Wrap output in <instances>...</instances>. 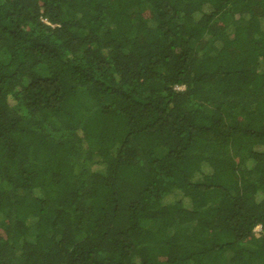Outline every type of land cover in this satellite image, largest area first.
<instances>
[{"label": "trees", "instance_id": "obj_1", "mask_svg": "<svg viewBox=\"0 0 264 264\" xmlns=\"http://www.w3.org/2000/svg\"><path fill=\"white\" fill-rule=\"evenodd\" d=\"M0 264H264V0H0Z\"/></svg>", "mask_w": 264, "mask_h": 264}, {"label": "rangeland", "instance_id": "obj_2", "mask_svg": "<svg viewBox=\"0 0 264 264\" xmlns=\"http://www.w3.org/2000/svg\"><path fill=\"white\" fill-rule=\"evenodd\" d=\"M259 231H260V228L258 227V228H256V232H258L259 233Z\"/></svg>", "mask_w": 264, "mask_h": 264}]
</instances>
